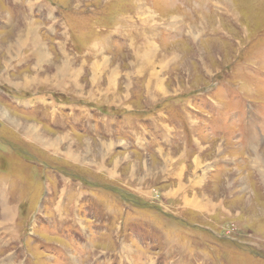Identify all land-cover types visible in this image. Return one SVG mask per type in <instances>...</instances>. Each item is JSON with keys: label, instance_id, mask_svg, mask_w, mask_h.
I'll return each instance as SVG.
<instances>
[{"label": "rangeland", "instance_id": "374dc122", "mask_svg": "<svg viewBox=\"0 0 264 264\" xmlns=\"http://www.w3.org/2000/svg\"><path fill=\"white\" fill-rule=\"evenodd\" d=\"M91 89L115 116L170 115L175 155L210 148L183 197L91 166ZM60 178L76 227L52 212ZM0 264H264V0H0Z\"/></svg>", "mask_w": 264, "mask_h": 264}, {"label": "crops", "instance_id": "0c3cea01", "mask_svg": "<svg viewBox=\"0 0 264 264\" xmlns=\"http://www.w3.org/2000/svg\"><path fill=\"white\" fill-rule=\"evenodd\" d=\"M148 84H154V87L148 85L149 92L154 90L153 95L161 90L158 89V86L162 84L161 81H159L160 85L156 79ZM110 90L111 88L107 89V94H110ZM99 91L98 89L97 91L91 89L89 92H82L83 95L88 94L89 98L80 97L76 99L88 103L78 105V107L86 108L81 109L79 114L74 116V124L80 130L85 126L91 134L85 136L83 143L76 145L79 147V151L82 154L89 153L86 157L89 158L90 156L91 166L99 173H107L110 178L119 179L122 184L133 191L154 198V187L156 185H170L166 193L168 198L183 197L185 188L182 190V178L185 177L184 173L189 171V163L193 165L200 164L210 148L203 146L199 153H196L197 155L188 158L189 155L193 154V151L185 144L183 154L175 155L176 147L182 144L181 140L185 142L186 135L180 129V139L176 137L178 131L170 124L172 119L170 115L156 113L148 116H135L139 113H146L148 110L146 108L131 107L130 109L125 107L121 111L122 116H115L114 110L103 105H101L103 109H99L100 104L96 100L98 102L104 100L103 93H99ZM42 101L44 104L53 102L52 99ZM34 103L32 101L30 104ZM109 111H112L113 114H109ZM96 120H98L99 128ZM162 122L166 125H163ZM115 123L122 124V135L127 138L118 137L120 134L115 131ZM63 124L66 135L63 139H61V136L58 137L59 151H61L62 144L64 147L66 146V141L68 145L73 144V135L68 132L67 125ZM75 155L79 154L75 153ZM77 159L75 158V160ZM80 159L82 158L80 157ZM125 169L129 170L128 174H124L123 170ZM178 169L183 172H175ZM59 183L62 185L60 188L61 193L56 200L57 203L53 205L54 211L52 212L62 219L65 224L73 223L76 227L77 223L74 219L73 210L81 202V196H74L73 198L71 195L69 197L65 196L64 194L73 192L76 186H73L66 178H60ZM176 185L179 188H175ZM51 195H53L52 190ZM184 198L187 199V196H184ZM67 207H70L72 212H67Z\"/></svg>", "mask_w": 264, "mask_h": 264}]
</instances>
